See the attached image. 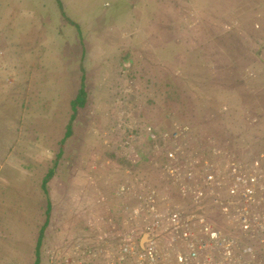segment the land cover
Returning a JSON list of instances; mask_svg holds the SVG:
<instances>
[{"label":"rangeland","instance_id":"1","mask_svg":"<svg viewBox=\"0 0 264 264\" xmlns=\"http://www.w3.org/2000/svg\"><path fill=\"white\" fill-rule=\"evenodd\" d=\"M152 205L264 264V0H0V214L27 255L138 264L120 236Z\"/></svg>","mask_w":264,"mask_h":264},{"label":"built area","instance_id":"2","mask_svg":"<svg viewBox=\"0 0 264 264\" xmlns=\"http://www.w3.org/2000/svg\"><path fill=\"white\" fill-rule=\"evenodd\" d=\"M211 180L212 176L207 180L208 183ZM239 180H242V176H239ZM239 186L242 188L241 192L237 190ZM239 186H234L230 190V194L236 193L249 201V203L253 202L255 199L253 197L254 190L243 183L242 186ZM158 208L156 205H152L149 208L148 212L153 213L156 216V220L147 227L139 238L134 235L137 231L133 234L124 233L120 236L123 239L120 243L123 247V252L120 254L123 259H136L138 264H159L158 257L162 249L160 244H162L161 240L164 239L172 243L177 264H235L234 239H230L216 227L203 221L199 226H191L188 224L191 218L188 217L186 225L184 223L185 215L182 212L174 210L166 213ZM198 218L203 220L201 217ZM167 219L170 221L169 225L163 223ZM242 229L251 230L248 223ZM144 237H146V242L142 244L141 241ZM244 250L246 253H252L253 246L247 244ZM162 254L164 256V252Z\"/></svg>","mask_w":264,"mask_h":264},{"label":"crops","instance_id":"3","mask_svg":"<svg viewBox=\"0 0 264 264\" xmlns=\"http://www.w3.org/2000/svg\"><path fill=\"white\" fill-rule=\"evenodd\" d=\"M14 212L15 214L5 210L4 213L0 214V264H36L38 256L36 255V259L32 260V257L27 255L29 249L27 250L25 247L26 244L23 246L21 245L20 220L22 215H20L19 210ZM8 222L10 223L8 224ZM6 240L9 241L7 245L5 244ZM141 242L145 244L146 240H142ZM36 251L37 248L35 249V252ZM23 253H25V257L22 256ZM27 256L30 258L28 262L26 261Z\"/></svg>","mask_w":264,"mask_h":264},{"label":"trees","instance_id":"4","mask_svg":"<svg viewBox=\"0 0 264 264\" xmlns=\"http://www.w3.org/2000/svg\"><path fill=\"white\" fill-rule=\"evenodd\" d=\"M83 79H84V76H82V80ZM86 98H87V91L83 87L80 89L79 93L76 95L75 99L72 101L73 110L76 111L77 107L79 105H83ZM74 113L71 117V120L75 117ZM71 132H72V127H71V123H69V125L67 126L65 137H64V139H62V142H64L68 138V136H70ZM63 150H64L63 148L60 149L58 156H61L63 154ZM56 164H57V162H56ZM54 171H55V166L53 168H51L50 171L46 174L47 176L45 177V180H44V186H45L47 180L54 175ZM37 256H39L38 253H37ZM38 263H39V258L37 257L36 264H38Z\"/></svg>","mask_w":264,"mask_h":264}]
</instances>
